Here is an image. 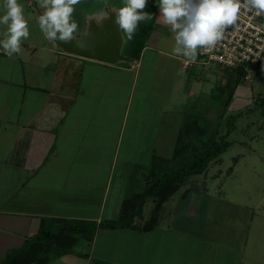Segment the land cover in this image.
<instances>
[{"label": "crops", "instance_id": "obj_1", "mask_svg": "<svg viewBox=\"0 0 264 264\" xmlns=\"http://www.w3.org/2000/svg\"><path fill=\"white\" fill-rule=\"evenodd\" d=\"M159 15L158 10L143 34V48L127 47L131 62L110 65L53 46H29V64L21 61V84L3 80L0 263L34 239L42 224L55 234L96 224L92 241L80 237L66 255L48 264L71 255L84 257V264H138L147 249L154 252L153 264H167L179 255V264H262L247 259L243 242L224 244L225 252L217 249L222 238L214 234L218 222L209 221L210 204L213 198L234 204L191 189L197 175L161 205L158 216V199L149 198L136 228L113 229L123 216L136 212L132 198L147 186L165 174L193 169L209 155L227 109L241 93L238 71L187 67V59L173 53V33ZM132 50L134 56L127 52ZM155 216L154 228L140 230ZM250 233L234 236L247 242ZM181 239L185 246L179 249ZM79 244L83 249L76 248Z\"/></svg>", "mask_w": 264, "mask_h": 264}, {"label": "rangeland", "instance_id": "obj_2", "mask_svg": "<svg viewBox=\"0 0 264 264\" xmlns=\"http://www.w3.org/2000/svg\"><path fill=\"white\" fill-rule=\"evenodd\" d=\"M3 3L4 0H0V15H3L5 11ZM18 3L24 8L25 18L29 26V37L22 41V55L19 53L18 57L9 58L0 48L2 49V54H0V90L6 89L7 83L5 81L3 83L6 78H8L7 81L13 78L14 82L21 84L23 80L21 61H24V66L29 64L25 61L29 46L38 49L53 46L39 28L38 17L43 13V9L39 6L37 0H18ZM157 3L158 0H148L144 11L155 15L159 10ZM122 6L123 0H81L80 4L75 6L73 19L78 23V28H83L87 17H91L107 8L113 10ZM149 7L152 11L149 10ZM152 7L155 8V13ZM140 24L144 26L142 23ZM144 27L143 34L149 31L150 22L145 23ZM5 30L6 27L0 25V39L4 38ZM140 40H145L144 35L138 37L135 34L133 40H127V45H133L135 41ZM43 54H45L44 56L48 55V53ZM208 66L212 68L215 65ZM258 68V70H252V67L247 66L245 75L238 80L236 79V86L241 89L240 96L227 109L220 135L209 150L215 151L219 146L223 148V151L208 163V169L206 168L203 175L202 173L198 174L192 179L191 189L201 191L200 194L206 193L205 196H221L234 204L231 206L229 203H220L216 201V198H213V202L210 204L211 211L209 215L211 220L209 221L212 222V219H214L216 223L218 222L220 228L214 234L222 238V242H218L222 245L218 246L217 249L225 252L224 244L232 243L233 240L237 244L243 242L241 244L244 245L243 252L247 254V259L255 261L257 258L264 264V66ZM234 73L237 74V70ZM212 87L211 84L210 88ZM234 106L239 108L234 109ZM219 190L223 193L218 194ZM148 211L149 209L146 214H148ZM155 215L158 216L157 212H155ZM156 216L151 219H156ZM241 231L242 233L251 232L247 242H244L241 237L234 236L240 235L239 232ZM228 232H232L233 236L221 234ZM180 243L178 248H184L185 240L181 239ZM153 245H155V242H153ZM165 247L162 246V248ZM76 248L83 249V245L79 244ZM153 254V251L147 249L145 253H141L140 261L137 263L153 264ZM175 257V260L168 259V262H166L165 257V262L167 264H179L180 255ZM158 258L159 256L156 260ZM65 260L58 261L59 263L56 264H69L71 260L78 264L86 262L84 257L74 258L72 255L66 257Z\"/></svg>", "mask_w": 264, "mask_h": 264}, {"label": "clouds", "instance_id": "obj_3", "mask_svg": "<svg viewBox=\"0 0 264 264\" xmlns=\"http://www.w3.org/2000/svg\"><path fill=\"white\" fill-rule=\"evenodd\" d=\"M43 13L38 17L40 30L53 42L74 43L79 47L78 23L73 19L75 6L81 0H37ZM148 0H123V6L115 8V24L128 41L134 39L139 24L153 19L144 11ZM158 20L170 26L175 46L173 53L190 62L197 59L198 49L209 50L224 38L225 31L237 20L244 7L264 14V0H158ZM4 14L0 25L6 30L0 39V48L11 58L21 52L22 41L29 37L28 21L18 0H4ZM108 13L94 15L97 25H102Z\"/></svg>", "mask_w": 264, "mask_h": 264}, {"label": "trees", "instance_id": "obj_4", "mask_svg": "<svg viewBox=\"0 0 264 264\" xmlns=\"http://www.w3.org/2000/svg\"><path fill=\"white\" fill-rule=\"evenodd\" d=\"M155 11V8L152 7ZM149 10L152 9L149 7ZM155 15H153L154 19ZM150 21L141 22L145 26V23L153 22ZM139 24L138 30L135 33L138 37L143 35L145 27ZM140 31H142L140 33ZM133 48L136 51H140L143 48V40L135 41L133 43ZM134 50L130 51L131 55H135ZM135 51V52H136ZM264 65V61L260 66ZM245 74H242V76ZM223 148L219 146L215 151H209V155L206 158L199 160L198 165L193 169L181 170L174 173H168L162 176L155 184H150L146 187V190L137 197H133L132 200L136 202L137 210L136 212L130 214V216H123L116 225L113 227L116 229H133L136 228L135 220L142 217L143 204L149 198L158 199V204L156 212L161 208V205L169 199L182 184L193 175H198L203 173L208 163L217 157V154L221 153ZM156 219L153 218L150 225L140 229L142 231H149L154 228ZM97 225H76L73 227L65 228L60 233L55 234L46 224H42L39 233L34 239L29 240L25 243V246L18 251L10 253L0 264H48L53 259H57L66 255L72 247L77 244L80 237L86 238L88 241H92L95 233L97 232ZM105 228V227H104ZM70 236H66L64 234Z\"/></svg>", "mask_w": 264, "mask_h": 264}, {"label": "built area", "instance_id": "obj_5", "mask_svg": "<svg viewBox=\"0 0 264 264\" xmlns=\"http://www.w3.org/2000/svg\"><path fill=\"white\" fill-rule=\"evenodd\" d=\"M243 3V0H241ZM264 61V14L242 7L235 23L225 31L224 38L209 50L198 49L195 64L215 65L245 74L246 67L258 70Z\"/></svg>", "mask_w": 264, "mask_h": 264}, {"label": "water", "instance_id": "obj_6", "mask_svg": "<svg viewBox=\"0 0 264 264\" xmlns=\"http://www.w3.org/2000/svg\"><path fill=\"white\" fill-rule=\"evenodd\" d=\"M103 12L108 13V18L103 21L102 25H97L92 17ZM94 15L87 17L83 28H78L79 47L75 46L74 43L50 40L55 50L110 65L131 62V58L125 54L128 41L115 24V14L112 9L107 8Z\"/></svg>", "mask_w": 264, "mask_h": 264}]
</instances>
